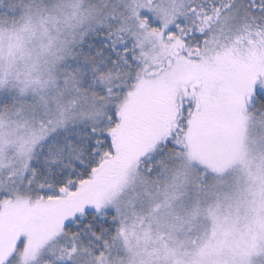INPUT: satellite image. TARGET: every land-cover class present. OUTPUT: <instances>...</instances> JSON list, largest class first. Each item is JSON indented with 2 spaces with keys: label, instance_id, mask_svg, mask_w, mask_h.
<instances>
[{
  "label": "snow or ice",
  "instance_id": "1",
  "mask_svg": "<svg viewBox=\"0 0 264 264\" xmlns=\"http://www.w3.org/2000/svg\"><path fill=\"white\" fill-rule=\"evenodd\" d=\"M0 264H264V0H0Z\"/></svg>",
  "mask_w": 264,
  "mask_h": 264
}]
</instances>
